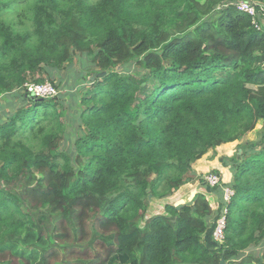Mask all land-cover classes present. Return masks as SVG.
<instances>
[{"label":"trees","instance_id":"1","mask_svg":"<svg viewBox=\"0 0 264 264\" xmlns=\"http://www.w3.org/2000/svg\"><path fill=\"white\" fill-rule=\"evenodd\" d=\"M257 24L230 0H0V264H264ZM79 55L96 76L66 153L58 95L23 85ZM259 122L228 158L222 244L204 240L213 211L200 192L147 214L199 178L192 163Z\"/></svg>","mask_w":264,"mask_h":264},{"label":"rangeland","instance_id":"2","mask_svg":"<svg viewBox=\"0 0 264 264\" xmlns=\"http://www.w3.org/2000/svg\"><path fill=\"white\" fill-rule=\"evenodd\" d=\"M88 63H89L88 56L81 57V55H79L77 57H74L72 62L68 64L66 63L64 67L60 69L51 70L48 67L43 68L44 70L47 69L48 71H50L49 75H43L42 73H40V76L43 75V77L46 80L50 81L54 86H56V89L58 91V97H59L58 101L62 104V107L65 112V116L62 119V121L65 124V135H64V140L62 141L61 147H60L61 152L69 153L71 151L72 140L79 134V131L81 130V127L79 125V117L77 113L79 112L81 106L79 105L78 101L83 91L88 86H90V84L87 83L90 77L88 78V80L85 77V74H86L85 70L88 68L87 66ZM92 74H95V73H92ZM38 76L39 75L36 74L35 78ZM0 104L2 103L0 102ZM0 115H1V111H0ZM1 117L3 118L2 115ZM261 126L262 124L261 122H259L255 126V129L253 131L243 136L240 140L234 141L231 143L221 144L220 146L215 148L214 152L208 151L201 158V161H199L203 165L202 169L198 168L195 165L196 161L191 164L192 169L194 170V172L197 174L199 178L201 177L202 181L206 182V177L209 175V173H214V170H215L213 168L209 169L210 167H206V166L208 164L209 165L211 164L212 166L222 165L223 170L226 169L225 167H228V165L230 164L228 162L229 160L228 158L232 157L234 153H238L239 149L237 146L245 142H255L258 138L257 134L259 130L261 129ZM212 154H215V155L213 156L211 162L208 163V158L211 157ZM224 158L226 159L224 160ZM199 178L198 179L196 178L193 182H188L182 185L179 188V190H177L176 192H174L172 195L168 197H165L162 199H156V198L151 199L149 202V209L147 210V214L155 215V214L163 213L164 206L166 204H171L177 207L182 204L190 203L192 201V198L194 197L193 191H194V185L196 184L195 182L199 180ZM220 178L221 180L223 179L222 176H220ZM218 186H219V190L221 194V202L223 204V200L225 198L228 185L225 182L223 183L221 181L220 185ZM200 193L203 194V191H201ZM190 195L193 196L191 200L188 199L190 198ZM181 196L185 199H183ZM209 197L211 196H207L205 194V198L207 199V201L209 200ZM228 210H229V207H228ZM209 224H210V220H209ZM29 240H31V238ZM253 250L257 252L258 248L257 247L253 248Z\"/></svg>","mask_w":264,"mask_h":264},{"label":"built area","instance_id":"3","mask_svg":"<svg viewBox=\"0 0 264 264\" xmlns=\"http://www.w3.org/2000/svg\"><path fill=\"white\" fill-rule=\"evenodd\" d=\"M230 3L235 7L238 12L244 13L250 16L255 23V27L258 28L257 20L264 16V4H257L249 0H230ZM25 91L35 98H52L58 95L56 87L48 80L43 82H26L23 85ZM221 178L216 173H209L206 177V182L210 187L220 185ZM235 195V191L232 187L228 186L223 204L220 208L219 215L217 216L212 231V238L218 245L223 243L224 231L226 228L228 207L231 204L232 198Z\"/></svg>","mask_w":264,"mask_h":264},{"label":"crops","instance_id":"4","mask_svg":"<svg viewBox=\"0 0 264 264\" xmlns=\"http://www.w3.org/2000/svg\"><path fill=\"white\" fill-rule=\"evenodd\" d=\"M214 155L215 154H212L211 157L208 158V163L211 162V160H212V158H213ZM199 161H201V159L197 160L195 165L198 168H201L202 169L203 165ZM206 167H210L209 169H211V168L215 169L214 172L217 171L216 173L219 176H222V178H223L222 179V182L223 183L225 182L227 185L230 184L231 179H232V174H231L229 165H228V167H225L226 169H224V170H223V166L222 165H220V166L219 165L218 166H215V165L212 166L211 164L210 165L208 164ZM195 183L196 184L194 185V191H193L194 192V195L197 192L203 191V194L204 195L206 194L207 196H211V197H209L208 202H209V204H210L211 209H212L213 212H212V216L210 218V226L208 228V231L206 232V234H204V238H205L204 240L207 239L206 241H208V239L210 238V234H211V231L213 229V226L215 224V220H216V218L218 216L220 207L222 205V202H221V194H220L219 187L217 189L216 188L214 189L213 187L207 186L206 185V182L201 180V177ZM177 190H179V189H177ZM176 191H174V192H176ZM192 195H190V198H188L189 200H191V198L193 197ZM183 199H185V198H183Z\"/></svg>","mask_w":264,"mask_h":264},{"label":"water","instance_id":"5","mask_svg":"<svg viewBox=\"0 0 264 264\" xmlns=\"http://www.w3.org/2000/svg\"><path fill=\"white\" fill-rule=\"evenodd\" d=\"M104 73L105 72L98 73L97 76L100 77V76L104 75ZM95 76H96V74H92L89 79L93 80L95 78ZM238 153H241L240 149L238 150ZM218 264H225V261H224L223 257H221V259H220Z\"/></svg>","mask_w":264,"mask_h":264}]
</instances>
